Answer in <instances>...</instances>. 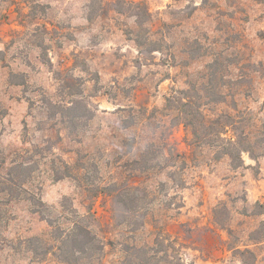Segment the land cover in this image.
<instances>
[{"label": "rangeland", "instance_id": "rangeland-1", "mask_svg": "<svg viewBox=\"0 0 264 264\" xmlns=\"http://www.w3.org/2000/svg\"><path fill=\"white\" fill-rule=\"evenodd\" d=\"M179 90L264 122V0H0V264H264V152L194 151ZM84 215L95 254L45 253Z\"/></svg>", "mask_w": 264, "mask_h": 264}, {"label": "trees", "instance_id": "trees-1", "mask_svg": "<svg viewBox=\"0 0 264 264\" xmlns=\"http://www.w3.org/2000/svg\"><path fill=\"white\" fill-rule=\"evenodd\" d=\"M262 1V0H260ZM142 3L137 4L140 6ZM146 9H143V12ZM147 13L148 10H147ZM139 24H142L141 12L137 14ZM136 42L139 46H143V43L139 40V36L136 37ZM195 98L190 94V90H179L174 94L168 96L166 102V108L174 111L172 126L183 124L191 131L192 137L189 145L196 149H200L202 152L205 150L209 151L213 155V159L221 160L224 157H229L233 168H239L244 165L245 160L243 157L244 153H248L252 158L258 159L264 152V122L260 123L252 115L246 117L243 110L238 106L236 100H233V108L236 112H218L214 108L208 107L211 104H218L220 102L226 101L223 94L215 97H208L205 100L201 98ZM25 163H19L18 167H24ZM106 188V192L112 195L114 198H118L127 207L131 205H136L135 200L131 199L129 202L125 198L126 190L138 189V186L126 185L125 188H119L118 184H113ZM105 190H103L105 192ZM23 191H25L31 197L29 198L35 204L39 205L36 208V212H43L41 206H44V202L39 194L29 192L23 186ZM99 192H97L98 195ZM23 193H17L13 196L22 197ZM132 203V204H130ZM256 208H261L257 213H264V203L257 201L255 204ZM219 212V207L214 210V215L216 216V221L221 228L226 229L231 233L232 229L227 224L225 220H221L217 213ZM81 220H74L72 226L69 228H63L62 226H53L52 224V235L54 236L57 244L46 242L47 246L45 253H53L60 259L64 261L71 262V257H78L76 255H81L84 253H96L95 245L98 238L97 233L93 230V225H91L90 220L87 221L88 224L84 223L83 220L86 215L81 216ZM261 234L260 237L252 236L253 240L264 238V220L261 222L260 229L256 230ZM40 239L39 237L31 238L30 241ZM98 248V246L96 247ZM103 248V247H102ZM238 252L253 253L250 248H245L242 250L238 246H232ZM92 255V254H90ZM153 257L146 258L145 261L142 260V264H153ZM166 251V257L169 264H187L182 260L180 256L174 257ZM138 258H136L137 260ZM171 260V261H170ZM132 262H134L132 260ZM248 263V262H245Z\"/></svg>", "mask_w": 264, "mask_h": 264}]
</instances>
